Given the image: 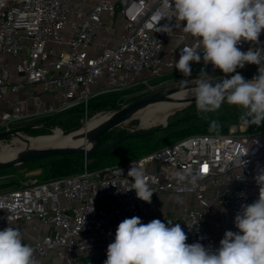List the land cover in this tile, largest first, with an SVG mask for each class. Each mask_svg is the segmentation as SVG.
Here are the masks:
<instances>
[{
  "label": "built area",
  "instance_id": "obj_1",
  "mask_svg": "<svg viewBox=\"0 0 264 264\" xmlns=\"http://www.w3.org/2000/svg\"><path fill=\"white\" fill-rule=\"evenodd\" d=\"M161 8L162 0H0V101L8 91L18 95L5 100L0 131L14 129L12 123L19 120L35 128L38 124L30 118L77 106L87 114L89 100L109 92L132 97L154 93L172 76L226 77L203 61L191 64L187 78L175 69L181 49L195 40L163 29L177 20L171 15L162 19ZM238 47L245 52L264 48V31L259 43L242 41ZM254 69L258 66L246 64L237 72ZM35 85L41 92L32 90ZM127 96L117 100L116 109L126 106ZM30 97L38 103L35 110ZM238 157L242 167L236 164ZM133 163L149 178L155 192L151 204L139 200L134 189L126 191L132 186L127 173ZM262 170L264 127L249 131L233 124L225 132L193 133L122 163L91 170L85 163L80 171L46 179L30 176L1 189L0 230L30 221L36 235L23 242L33 247L39 264L47 259L51 264H82L87 256L107 258L118 224L133 216L145 224L153 219L179 223L186 243L215 250L225 231H238L234 218L241 205L259 198L256 177ZM176 172L199 174V179L196 185L178 183ZM169 193L192 200L171 216L153 217L158 199ZM213 207L222 210L228 229L208 227L205 217Z\"/></svg>",
  "mask_w": 264,
  "mask_h": 264
},
{
  "label": "clouds",
  "instance_id": "obj_2",
  "mask_svg": "<svg viewBox=\"0 0 264 264\" xmlns=\"http://www.w3.org/2000/svg\"><path fill=\"white\" fill-rule=\"evenodd\" d=\"M161 13L162 19L171 15L185 22L179 27L195 39L193 45L181 49L174 65L185 78L191 76V64L201 61L226 76L235 73L230 78H218L215 83L199 79L189 89L197 112L214 113L226 102L242 109L239 119L244 126L259 127L264 122V48L245 52L238 45L242 41L259 43L264 31V0H162ZM162 28L170 29L168 25ZM246 64L258 66L259 74L251 80L237 72ZM201 75L207 73L201 71ZM181 83L186 84V80ZM219 128V122L212 120L208 131ZM243 163L241 157L236 159L237 166L242 167ZM127 176L131 177L132 186L126 191L134 189L139 200L151 204L155 192L145 169L133 163ZM175 178L178 183L188 180L196 185L199 174L189 177L176 172ZM256 181L259 198L241 205L234 218L238 231H225L217 249L199 242L186 243L188 236L179 223L153 219L145 224L133 216L118 224L104 264H264V170ZM124 183H128L127 178ZM0 264H39L33 247L23 242L19 229L8 226L0 230Z\"/></svg>",
  "mask_w": 264,
  "mask_h": 264
},
{
  "label": "rangeland",
  "instance_id": "obj_3",
  "mask_svg": "<svg viewBox=\"0 0 264 264\" xmlns=\"http://www.w3.org/2000/svg\"><path fill=\"white\" fill-rule=\"evenodd\" d=\"M203 77L195 76L192 79H179L175 76L169 77L168 79L164 80V82L159 85L154 92L167 90L174 87H181L187 86L191 84H195L198 82L199 79ZM204 79V78H203ZM186 80V84H182L181 81ZM132 93H128V96L125 94H118L114 97L115 103L120 97H129V99L125 100V104H129L130 102L144 96L137 95L132 97ZM80 109V108H79ZM116 108H110L107 110H100V111H89L85 114L84 111H70V112H63L57 114L53 118L54 126L45 129L43 131H33V130H26L21 131V134H25L28 136H38V135H48L54 131L55 128H60L63 130H72L79 126H82L87 119H90L94 115L98 113H112ZM237 111H242L237 106L229 105L226 102L222 104L221 108L214 113H198L196 109L195 100L188 102L184 105H181L178 109L174 110L170 113L167 117L166 123H158L156 125H152L146 128L140 127V120L138 118H132L130 120H125L124 122L114 126L112 129L107 132L105 140L101 144L100 147H104L108 144H112L116 138L122 135H127V138L118 142L117 144L113 145L109 151L97 152L90 155L88 158H84V162L88 163V169L99 168L105 165H112L117 163H122L128 159L141 156L148 152H151L163 145L169 144L179 139L175 132L181 127V125L186 124L184 121H180L182 119L190 120L189 122L195 123L196 121H208V120H217L219 123L223 122L220 121L221 118L225 117L227 123V128L230 125H237L241 126L242 128L248 130L251 126H244L239 117L240 115L235 114ZM230 114L235 115V118L230 116ZM233 119V120H231ZM178 121V122H177ZM79 122V125H75ZM15 128H24L25 126H30L26 123V120H19L12 123ZM166 125H169L168 127ZM251 130L254 131L255 129L258 130L264 127V122L257 127L252 126ZM16 137V135L7 136L6 138L0 139V143L11 144L12 139ZM114 150V151H113ZM113 151V152H111ZM37 166V163L34 162H24L21 164H16L11 167L2 168L0 169V182L2 181H9V179H16V182H13V185H16L17 182L20 180L29 177V173L33 170H29L30 168H34ZM84 168V166H83ZM82 168V169H83ZM81 169V170H82ZM42 179V178H41Z\"/></svg>",
  "mask_w": 264,
  "mask_h": 264
},
{
  "label": "bare ground",
  "instance_id": "obj_4",
  "mask_svg": "<svg viewBox=\"0 0 264 264\" xmlns=\"http://www.w3.org/2000/svg\"><path fill=\"white\" fill-rule=\"evenodd\" d=\"M253 78V77H252ZM252 78L248 79L251 80ZM191 85L170 94L173 97L171 100H162L149 103L132 111L126 118H138L140 127L146 128L158 123L165 124L167 117L181 105L191 102L195 98L190 94L189 89L194 87ZM111 113H98L87 119L82 126L75 129L64 131L60 128H55L48 135L28 136L21 134L12 139L11 144L0 143V160L9 159L22 154L30 148L37 147H52V146H91V132L108 118Z\"/></svg>",
  "mask_w": 264,
  "mask_h": 264
},
{
  "label": "trees",
  "instance_id": "obj_5",
  "mask_svg": "<svg viewBox=\"0 0 264 264\" xmlns=\"http://www.w3.org/2000/svg\"><path fill=\"white\" fill-rule=\"evenodd\" d=\"M118 94H120V93L109 92V93L101 94V95H98V96L91 98L88 102V111H89V108L91 111H100V110H107L110 108H115L116 103L114 101V97H116ZM79 108L80 107L77 106V107H74V108L69 109V110L64 111V112H70V111H74V110L79 111V112L82 111L81 108L80 109ZM241 112L242 111H237L235 114L241 115ZM61 113H63V112H61ZM57 114H60V113H57ZM57 114H53V115H49V116L39 118V119L35 120V122L33 123V124H38L37 127L34 128V127H32V124H29L30 126H25L24 128H22L23 129L22 131H26V130L43 131L45 129H48V128L54 126L53 118ZM230 116L235 118V115L230 114ZM231 120H233V119H231ZM180 121H184V122H186V124L181 125V127L175 132V134L179 138L186 136V135H189V134L198 133V132H203V133L225 132L227 130V123H225V122H228V121H226L225 117L221 118L220 121H223V122L219 123L220 124L219 130L216 132H209L208 129H209V126H210V123L212 120L203 121V122H201V121L197 122L196 121L195 123L189 122L190 120H186V119H182ZM75 125H79V122H77ZM166 126L168 127L169 125H166ZM251 128H253V127L251 126ZM251 128L248 130H251ZM64 131H68V130H64ZM107 132H109V130ZM107 132L102 134L99 148H103L100 146L103 143V141L105 140ZM113 145H115V144H113ZM103 151H106V152L109 151L110 152V149L108 148L105 150H101L100 152H103ZM113 151H111V152H113ZM94 153H97V151ZM94 153H91V154L85 156L81 153L75 152V153H70V154H65V155H55V156H51V157H47V158L28 161V162L37 163V166L29 169V170H33L31 173H29V177L32 176V177H38L40 179L41 178L46 179V178L54 177L57 175L69 174V173H73L76 171H80L85 164L84 158H88L90 155H92ZM86 165L88 167L89 164L86 162ZM14 181L16 182V179L13 178V179H9V181L0 182V190L6 189V188H12V187H15L19 184V182H17L16 185H13ZM106 259L107 258L100 257V256L99 257L87 256L83 259L82 264H104Z\"/></svg>",
  "mask_w": 264,
  "mask_h": 264
},
{
  "label": "water",
  "instance_id": "obj_6",
  "mask_svg": "<svg viewBox=\"0 0 264 264\" xmlns=\"http://www.w3.org/2000/svg\"><path fill=\"white\" fill-rule=\"evenodd\" d=\"M246 80L257 76L258 69L246 71L243 73H240ZM221 78H230V76L221 77ZM218 79V78H217ZM217 79H208L212 80L213 83L216 82ZM191 84V85H196ZM181 86V87H174L168 90L160 91V92H154L147 95H144L126 106L117 109L116 111L112 112L111 115L106 118L103 122H101L99 125L94 127V129L91 132V139L93 140L91 146H52V147H37V148H30L24 151L22 154L5 159L0 160V169L7 168L14 166L16 164H21L28 161L38 160L42 158H47L55 155H65L70 153H81L85 156L94 153V152H100L101 150H105L110 148L113 144H116L124 139L127 138V135L119 136L115 139V141L112 144H108L103 148H99L100 142H101V136L108 130L112 129L114 126H117L118 124L124 122L127 118V116L134 110H136L139 107H142L144 105H147L149 103L162 101V100H171L173 97H170V94L173 92L180 90L182 88L191 86ZM195 100V99H194ZM22 128H14L9 130L0 131V139L6 138L7 136L16 135L20 136V132L22 131Z\"/></svg>",
  "mask_w": 264,
  "mask_h": 264
},
{
  "label": "crops",
  "instance_id": "obj_7",
  "mask_svg": "<svg viewBox=\"0 0 264 264\" xmlns=\"http://www.w3.org/2000/svg\"><path fill=\"white\" fill-rule=\"evenodd\" d=\"M87 1H88V3H90L92 0H87ZM184 23L185 22H179L178 20L171 22L170 23V29L174 33H182L183 35L186 36L188 41L195 40L193 37L190 36V34L184 33L182 31V29L179 27V24L181 25V27H183ZM101 39H102L101 33H98L95 40L97 42H99V41H101ZM32 90L39 93V92H41L40 91L41 87H40V85H35L32 88ZM24 93H26V92H24ZM24 93L22 92V94H24ZM17 97H18L17 93H14L11 91H8L7 93H5V95H4L5 99L0 101V110L8 108L7 102L5 100L15 99ZM43 97H44V95L42 96V98ZM29 105L33 110H35L38 106V103L33 99V97H30L29 98ZM37 119L38 118H30V120L33 121L32 123H34L35 120H37ZM191 200H192V198L190 196H187V195L176 196V195L169 193V194L158 199L157 205L153 211L152 216L156 217V218H164L167 216H171L175 213V211L178 207L184 206L185 204L188 203V201H191ZM205 222L208 225V227H210L214 231H221L222 229L226 230L229 228L228 220H226L222 216V210L218 207H213L211 209V211L205 217ZM15 228H17L21 231L24 240L31 241V240H33V238L36 235V231L33 230L30 221H25V220L19 221L18 223L15 224ZM46 261H47V264H51L50 263L51 259H47Z\"/></svg>",
  "mask_w": 264,
  "mask_h": 264
},
{
  "label": "snow or ice",
  "instance_id": "obj_8",
  "mask_svg": "<svg viewBox=\"0 0 264 264\" xmlns=\"http://www.w3.org/2000/svg\"><path fill=\"white\" fill-rule=\"evenodd\" d=\"M204 171H207V168L205 167Z\"/></svg>",
  "mask_w": 264,
  "mask_h": 264
},
{
  "label": "flooded vegetation",
  "instance_id": "obj_9",
  "mask_svg": "<svg viewBox=\"0 0 264 264\" xmlns=\"http://www.w3.org/2000/svg\"><path fill=\"white\" fill-rule=\"evenodd\" d=\"M168 90V89H167ZM161 91H164V90H161ZM157 92H160V91H157Z\"/></svg>",
  "mask_w": 264,
  "mask_h": 264
}]
</instances>
